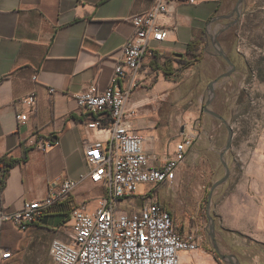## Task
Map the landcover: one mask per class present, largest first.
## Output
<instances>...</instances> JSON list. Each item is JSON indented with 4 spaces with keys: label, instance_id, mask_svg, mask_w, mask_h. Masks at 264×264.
Segmentation results:
<instances>
[{
    "label": "crops",
    "instance_id": "0c3cea01",
    "mask_svg": "<svg viewBox=\"0 0 264 264\" xmlns=\"http://www.w3.org/2000/svg\"><path fill=\"white\" fill-rule=\"evenodd\" d=\"M170 1L176 3L175 12L163 20L174 33L161 50L181 54L183 61L189 62L186 50L194 41L202 40L206 54L205 40L218 9L217 0H200L194 5L187 0ZM153 3L0 0V161L6 156L20 160L26 151V160L12 167L5 179L0 174V205L18 212L26 203L43 200L52 182L80 181L68 202L48 210L50 214L65 212L58 228L39 223L23 232L10 222L4 223L2 244L13 250V257L3 264H54L50 256L53 240L70 242L65 235L70 229V210L83 205L94 209L105 194L89 179L85 143L107 140V131L87 125L100 121L106 126L111 114L86 112L77 100L93 84L105 90L112 83L121 50L133 35L132 19L150 10ZM166 60L159 54L146 60L139 88L130 98L135 107L132 129L152 139L148 150L157 157L173 153L179 141L161 109L176 92L181 75L188 71L185 64ZM30 96L36 100L33 107L23 103ZM21 114L27 115L25 122L17 119ZM54 139L57 142L46 151L39 148L40 142ZM251 205L233 197L221 205L218 214L229 227L246 231ZM178 228L182 234L191 232V228ZM182 264L220 263L204 246L192 257L183 255Z\"/></svg>",
    "mask_w": 264,
    "mask_h": 264
},
{
    "label": "built area",
    "instance_id": "2783aa9c",
    "mask_svg": "<svg viewBox=\"0 0 264 264\" xmlns=\"http://www.w3.org/2000/svg\"><path fill=\"white\" fill-rule=\"evenodd\" d=\"M199 1L187 0L192 5ZM175 7L176 3L170 0H154L150 10L134 17L133 35L121 50L112 83L105 90L93 84L77 100L79 108L86 112L111 114L106 126L100 121L87 125L89 129L107 131V140L85 143L89 179L105 194L94 209L83 205L70 210V229L65 231L70 242L53 240L50 256L54 264H182L183 255L192 257L204 247L199 232L179 231L173 214L159 201L156 191L177 181L197 140V130L183 129L173 153L157 157L148 150L152 139L135 133L131 126L135 114L131 95L139 88V75L146 60L166 53L161 46L174 31L163 19L173 15ZM23 103L33 107L35 97L30 96ZM17 119L25 122L27 115L21 114ZM52 144V140L42 141L39 148L46 151ZM79 183L71 179L52 182L43 200L26 203L18 212H9L0 205V264L13 257V250L2 244L4 223L11 222L27 232L42 222L51 207L68 202ZM142 185L149 188L138 196ZM134 199L147 202L138 207L132 204Z\"/></svg>",
    "mask_w": 264,
    "mask_h": 264
},
{
    "label": "rangeland",
    "instance_id": "374dc122",
    "mask_svg": "<svg viewBox=\"0 0 264 264\" xmlns=\"http://www.w3.org/2000/svg\"><path fill=\"white\" fill-rule=\"evenodd\" d=\"M217 2L215 16L219 18L230 15L238 0ZM213 22L208 35L216 41L228 25ZM232 27L220 37L221 45L216 44L237 63L235 74L229 80L220 81L223 76L212 83L231 66L216 57L215 47L210 44L202 59L190 61L186 75L178 80L176 92L170 94L161 109L163 118L177 131L175 139H180L183 129L193 128L197 130V140L177 181L156 191L176 224L199 232L204 246L215 253L220 264L224 263L211 244L212 226L215 244L223 248L221 254L235 256L238 264H264V0H245L241 17ZM207 101V108L221 115L227 126L204 112ZM229 132L231 148L224 158L229 178L214 190V184L225 176L221 153ZM148 188L140 186L137 195H144ZM233 197L252 204L246 231L229 227L218 214L221 205ZM146 202L139 204L134 199L132 204L140 207Z\"/></svg>",
    "mask_w": 264,
    "mask_h": 264
},
{
    "label": "water",
    "instance_id": "95a60500",
    "mask_svg": "<svg viewBox=\"0 0 264 264\" xmlns=\"http://www.w3.org/2000/svg\"><path fill=\"white\" fill-rule=\"evenodd\" d=\"M244 3H245V0H238L236 7L234 8L233 12L230 15H225V16L213 19L212 21H216L218 19H223V18L232 19L233 15H236V19H234L233 22L227 26L228 28H230L231 26L235 25L239 21V19L241 17V14H242V8L244 6ZM218 51L221 54V56L231 66V69L224 75V77H230L235 72V66L232 64V62L230 61V59H229V57L227 55H225L219 49H218ZM176 57L181 58V57H183V55L179 54V55H176ZM208 104L210 105V103H208ZM205 110L210 116L220 120L222 123H224L227 126L226 121L224 120V118L221 115L217 114L213 110H209L208 108H206ZM231 138H232V134H231V132H229V138H228L227 145H226L225 149L223 150V152L221 153V160H222V162H223V164L225 166V170H226L225 176H224V178H222V180H220L219 182L214 184V186H213L214 190L219 188L220 186L224 185L228 181V178H229V170H228L227 163L225 162L224 158H225V154H227V152L231 148ZM55 142H57L56 139L53 140V143H55ZM209 200H210V197H209ZM50 212H47V214L44 216V218H43L41 223L43 225H47V226H50V227L58 228L60 226V224L62 222H64V220L66 218L65 212H63L61 214H54V213L50 214ZM214 231H215V229L212 226L211 227V232H210V236L212 238L211 239L212 240V245H213L214 250L220 256L221 260L224 261V262H227L228 264H238V261H237L235 256H225V255L221 254L218 245H216L215 241H214V235H215Z\"/></svg>",
    "mask_w": 264,
    "mask_h": 264
},
{
    "label": "trees",
    "instance_id": "16d2710c",
    "mask_svg": "<svg viewBox=\"0 0 264 264\" xmlns=\"http://www.w3.org/2000/svg\"><path fill=\"white\" fill-rule=\"evenodd\" d=\"M200 42H201V44H200ZM202 44H203V41L200 40V41H194L193 44L189 45L188 49L185 52L186 56L189 58V62H186V61L184 62L182 58H177L175 54H169L168 52H166V54L161 55V56L163 58H167L166 62L168 60H173V61H176L178 63H181L182 65L185 64L188 68V66L190 65V61H193V60L198 61L199 59H202V57H203ZM25 160H26V151L20 160H15L9 156L4 157L0 161V174H1L2 178L5 179L9 170L12 167H14L16 164H19L21 161H25ZM1 240H2V237H1Z\"/></svg>",
    "mask_w": 264,
    "mask_h": 264
},
{
    "label": "flooded vegetation",
    "instance_id": "af4514ba",
    "mask_svg": "<svg viewBox=\"0 0 264 264\" xmlns=\"http://www.w3.org/2000/svg\"><path fill=\"white\" fill-rule=\"evenodd\" d=\"M213 19H216V16H213L212 17V19H211V22H212V20ZM234 19H236V17H233L232 19H226V18H223V19H218L217 21H214L213 22V24L214 25H217V24H221L222 26H226V25H229V24H231L232 22H233V20ZM230 28H233L232 26L230 27ZM230 28H228V29H230ZM228 29L226 30V31H224V32H222L221 33V35H217V37H216V41H213V39L211 38V37H209V35L207 34V36H206V46H205V53L208 51V47H209V45L211 44L212 46H214L215 47V49H214V51L216 52V57H218L219 59H222L223 57L221 56V54L219 53V51H218V48H217V44H216V42L217 43H220V45H221V41H220V37L225 33V32H227L228 31ZM218 31V30H217ZM228 57H229V59H230V61L232 62V64L235 66V69H237L238 68V65H237V63H235L234 62V59L231 57V55L230 54H228ZM224 59V58H223ZM225 60V59H224ZM226 61V60H225ZM227 62V61H226ZM229 71V70H228ZM227 71V72H228ZM227 72H225L224 74H219L214 80H212V83H216L217 82V80L219 79V78H221V77H223ZM235 72H236V70H235ZM235 72L232 74V75H234L235 74ZM232 75L230 76V77H232ZM230 77H223V78H221L220 79V81H223V80H229L230 79ZM208 103H210V101H207L206 102V105L204 106V112L205 113H207L206 112V108L209 106V104ZM211 244H212V241H211ZM213 246V245H212ZM218 247H219V250H220V252H222L223 251V248L221 247V245H219L218 244ZM226 254V253H225ZM225 256H228L227 254L225 255ZM220 257V256H219ZM221 259V258H220ZM221 262H223L224 264H228L227 262H224V261H222L221 260Z\"/></svg>",
    "mask_w": 264,
    "mask_h": 264
}]
</instances>
